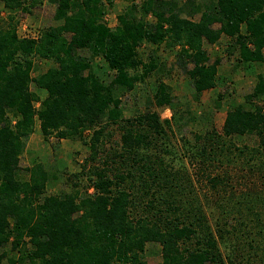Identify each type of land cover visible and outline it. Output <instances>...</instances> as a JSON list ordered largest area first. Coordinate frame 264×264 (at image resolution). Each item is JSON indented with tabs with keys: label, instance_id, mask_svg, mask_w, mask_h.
Segmentation results:
<instances>
[{
	"label": "trees",
	"instance_id": "trees-1",
	"mask_svg": "<svg viewBox=\"0 0 264 264\" xmlns=\"http://www.w3.org/2000/svg\"><path fill=\"white\" fill-rule=\"evenodd\" d=\"M39 1L0 0L9 12L0 22V264H147L149 244L161 246L159 264H264V192L251 202L244 194V203L217 199L208 217L192 179L168 161L173 121L184 118L162 119L150 109L126 117L121 98L164 68L158 56L140 59L144 43L179 48L177 64L197 101L221 79V60L211 61L205 44L224 36L227 54H238L236 66L253 72L264 62V0H129L115 28L104 16L117 0H49L63 24L36 39L20 37L17 14L30 13ZM35 58L54 65L34 75ZM95 58L112 71L109 84L91 72ZM256 77L221 132L210 122L195 137L204 187L215 198L227 184L209 173V163L230 160L232 152L249 154L236 138L257 135L264 150V76ZM173 99L172 86L157 78L153 105L172 106ZM36 122L46 140L79 139L90 149L82 171L68 177L71 193L47 195L58 175L43 165L26 169L28 180L20 175L24 141ZM109 127L120 134L119 149L107 151L114 137ZM88 130L90 141L84 139ZM80 178L86 180L82 189ZM235 211L242 220L230 226Z\"/></svg>",
	"mask_w": 264,
	"mask_h": 264
},
{
	"label": "rangeland",
	"instance_id": "rangeland-1",
	"mask_svg": "<svg viewBox=\"0 0 264 264\" xmlns=\"http://www.w3.org/2000/svg\"><path fill=\"white\" fill-rule=\"evenodd\" d=\"M180 5L186 0H178ZM201 2V0H198ZM203 1V0H202ZM209 1V0H208ZM206 0V2H208ZM139 2V0H137ZM210 2V1H209ZM129 5V0H117L114 7L104 16V21L109 28H115L118 24V15L122 14ZM57 5L49 0H40L30 13H18V34L20 37L39 38L41 33L51 27H57L63 24L62 21L55 19ZM9 12L0 5V22L7 19ZM187 16V15H184ZM154 21L153 17H149ZM70 37V36H69ZM229 40L224 36L215 45L205 44V49L209 52L211 61L217 58L221 60L219 74L221 79L218 81L217 88L204 92L201 99L197 101L194 98V88L191 80L179 68L177 62V52L179 48H169L164 44L159 48L144 43L139 49L140 59L147 62L151 56L161 58L164 68L160 74H152L145 83H138L134 91L123 93L122 106L126 117H135L145 113L148 109L157 111L162 119H171L174 114L177 118L183 117L184 121H173L174 134L171 139V151L168 156L170 159V168L174 171L182 170L181 173L189 176L193 181L201 199L203 207L208 217H211V208L216 205V200L222 202H245L243 194L250 201L253 196L264 192V150L260 146L259 137L250 135L241 139H235V145L241 147L245 154L240 152L228 153L230 160L224 156H219L216 163H209V173L213 175H222L227 184L226 192H223L221 198L214 197V193L208 191L204 186V172L200 171L201 164L196 162L199 156L200 144L195 137L205 134L210 129L209 123L212 122L219 132L222 131L224 121L228 111L234 105L242 103L244 96L251 93L257 82V75L264 76V62L255 66L253 72H248L243 68H238V54H227ZM81 55L86 52L79 51ZM90 56V54H89ZM90 58V57H89ZM91 59V58H90ZM36 71L34 75L46 72L54 63L39 58L34 59ZM91 72L100 77L106 84L112 79V71L106 66L101 58L92 59ZM165 81L173 88V104L163 108H156L153 105V97L156 92V80ZM36 93L43 99L46 93L43 90H37ZM220 96L222 97L221 102ZM40 104L38 103L37 106ZM264 106V103L262 104ZM191 114H189V113ZM195 117L194 121L188 120L189 116ZM190 121L189 123H184ZM179 125V126H178ZM114 135L112 140H108L107 151L110 148L119 149L120 134L115 127H109ZM93 131L88 130L84 134V139L90 141ZM83 140V141H85ZM25 149L21 156L20 175L22 179L28 180L29 174L26 169L36 165H43L45 169L58 175V179L49 181L47 185V195H61L73 191V183L68 181V177L78 174L82 171L86 159L91 155L90 149L79 139L59 140L52 136L46 140L40 130V123L36 122L34 132L25 139ZM231 142L230 140L228 141ZM197 149V150H196ZM199 149V150H198ZM248 155V156H247ZM199 161V158L197 159ZM74 180V179H73ZM80 189L85 187L86 180H78ZM207 195L208 198H205ZM233 195L231 200L229 196ZM209 200V199H213ZM233 199V200H232ZM251 202V201H250ZM233 205V204H232ZM231 207V205H230ZM243 207V206H240ZM236 209V208H235ZM238 212V211H237ZM233 213L229 218L230 226L239 223L242 215ZM245 212V210H241ZM211 226L215 232L214 221L210 220ZM230 229V228H229ZM228 231V230H227ZM231 231V230H230ZM8 246L6 248H9ZM221 247V246H220ZM221 251H225L221 247ZM147 264H159L162 261L161 246L158 244H149L144 255Z\"/></svg>",
	"mask_w": 264,
	"mask_h": 264
}]
</instances>
